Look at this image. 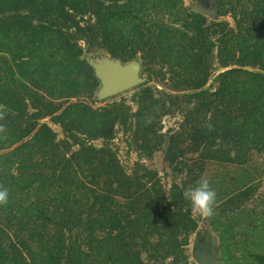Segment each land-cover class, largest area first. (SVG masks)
<instances>
[{
    "label": "trees",
    "instance_id": "obj_1",
    "mask_svg": "<svg viewBox=\"0 0 264 264\" xmlns=\"http://www.w3.org/2000/svg\"><path fill=\"white\" fill-rule=\"evenodd\" d=\"M216 2L223 18L188 7L167 22L161 14L181 0H0V124L7 129L0 185L9 191L0 205V264H196L187 245L199 222L183 196L186 181L166 190L145 161L127 168L113 140L116 123L129 124L140 154L164 150L191 182L196 164L244 166L264 150V0ZM97 48L124 61L140 58L145 69L177 52L184 68L174 70V86L186 91L159 108L149 87L139 91L135 111L124 100L95 107L85 98L100 81L83 54ZM215 48L223 69L211 89ZM177 105L180 127L153 141L154 117ZM46 116L63 137L41 121ZM246 193L235 186L208 219L221 245L231 231L222 216Z\"/></svg>",
    "mask_w": 264,
    "mask_h": 264
},
{
    "label": "rangeland",
    "instance_id": "obj_2",
    "mask_svg": "<svg viewBox=\"0 0 264 264\" xmlns=\"http://www.w3.org/2000/svg\"><path fill=\"white\" fill-rule=\"evenodd\" d=\"M244 1L247 6H252L253 0ZM213 4L215 3L212 2V0H181L180 5L176 6L171 13L166 12V14L162 13L161 15L167 22H172V17L179 19L182 15L184 16L188 7L200 11L197 7L198 5L210 8ZM203 13L208 15L209 18H223L218 14L216 16H211L206 12ZM225 17L231 21L232 25L236 24L232 15H227ZM176 25H179V23L177 22ZM80 41L86 46L84 39ZM90 52L94 54H109L106 50L97 48L86 50L83 56H90ZM177 55L178 53L174 51L168 55L166 54L163 58L165 63H153L151 64V69L148 67L145 69V67L142 66V75L145 77V80L134 87L101 99L96 95L97 88L94 92V96L89 99L85 98V100L89 101L95 107L108 104L114 100H124L126 104L130 106V111H135L139 107L137 101L139 91H141L142 88L149 87L154 96L158 98L159 102L156 108H159L164 100L167 106H169V104L172 103V97L179 96L186 91L174 86V70H182L184 68L183 65L178 64L179 62L176 61ZM216 55L217 49L215 48L214 56L211 58L213 63V74L206 84L211 89H214L217 85L216 75L223 69ZM186 56L185 54L184 57ZM182 59L186 60V58ZM177 99L180 100L178 97ZM56 100L64 101L63 98H58ZM71 100H75V97ZM66 104L67 102H64V105ZM175 106H173V108H175ZM183 110L181 105H177L174 112L163 113L159 118H157L158 115L154 117V121H158V127L160 128L156 135H153L155 138L153 141L157 140L160 132L166 134L164 138L168 139L170 134L180 127V122L184 118ZM134 120L135 118L133 117V123L135 124ZM41 121L48 122L57 131V138L65 135L60 124L55 123L50 116L42 118ZM115 129L116 136L113 140V144L117 148V154L120 160L127 168H130L136 160L145 161L150 166L157 168L162 175L166 190L174 180L181 184L186 181L187 188H189L196 186L200 177L205 176L210 179L211 186L217 193V204L220 205L227 193L231 192L235 186H241V188L247 189L245 197L240 201V207L234 210H227L222 216L225 220V224L230 226L231 229V231L228 232L230 237H227V241L224 245H221L219 230L211 225L208 219L194 214L198 219L199 226L197 231L191 233L187 245L190 261L199 264L192 255L194 242L199 238L201 246L208 252L215 249L224 264H228V262L223 257V254L231 256L233 264H264V150L255 152L253 159L244 166L229 162L207 160L202 169H200L198 166L199 164H196L195 173L197 174V178L195 180L197 181L191 182L188 180L189 175L186 170H174L169 165L165 158L164 150H155L151 157H148L143 152L140 154L139 151L135 149L136 144L134 142L135 138L133 137V128H131L129 124H123L118 121L115 125ZM94 142L101 144L102 139H96ZM195 155L196 153L191 152L188 156L190 159H194ZM226 214L228 216L227 218ZM220 227H222V225H220ZM198 232L202 234V238L199 237Z\"/></svg>",
    "mask_w": 264,
    "mask_h": 264
},
{
    "label": "water",
    "instance_id": "obj_3",
    "mask_svg": "<svg viewBox=\"0 0 264 264\" xmlns=\"http://www.w3.org/2000/svg\"><path fill=\"white\" fill-rule=\"evenodd\" d=\"M212 2L215 4L210 8H205L202 5L197 7L202 12L216 16L218 14V5L216 0H212ZM86 58L100 81L96 92L99 99L134 87L145 80L142 75L143 64L140 58H131L124 61L122 58L112 56L110 53L94 54L92 52ZM192 255L199 264H224L215 249L208 252L201 246L199 238L194 242Z\"/></svg>",
    "mask_w": 264,
    "mask_h": 264
},
{
    "label": "clouds",
    "instance_id": "obj_4",
    "mask_svg": "<svg viewBox=\"0 0 264 264\" xmlns=\"http://www.w3.org/2000/svg\"><path fill=\"white\" fill-rule=\"evenodd\" d=\"M5 115V111L0 106V120H4ZM6 131V126L0 124V133H6ZM8 195V189L0 185V205H7ZM183 196L190 202L193 214L206 219H211L216 214L217 193L212 188L208 177L201 176L196 186L184 190Z\"/></svg>",
    "mask_w": 264,
    "mask_h": 264
}]
</instances>
